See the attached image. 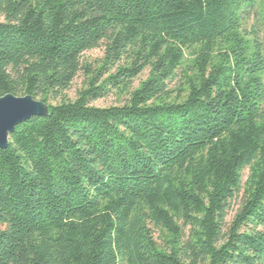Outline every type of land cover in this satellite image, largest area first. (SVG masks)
Instances as JSON below:
<instances>
[{
	"label": "trees",
	"instance_id": "obj_1",
	"mask_svg": "<svg viewBox=\"0 0 264 264\" xmlns=\"http://www.w3.org/2000/svg\"><path fill=\"white\" fill-rule=\"evenodd\" d=\"M258 1L0 0V264H264Z\"/></svg>",
	"mask_w": 264,
	"mask_h": 264
},
{
	"label": "rangeland",
	"instance_id": "obj_2",
	"mask_svg": "<svg viewBox=\"0 0 264 264\" xmlns=\"http://www.w3.org/2000/svg\"><path fill=\"white\" fill-rule=\"evenodd\" d=\"M1 21V19H0ZM245 31L246 35L244 36L247 40H252L254 38L257 39V41L261 42L263 45V54H264V0L258 1L255 10L250 14L246 19V25ZM103 56V49L97 48L92 51L86 52L82 56V61L89 64L90 66H95V63L100 61V59ZM147 73L142 74L139 79L135 82L134 87L138 84V81L144 80L146 78ZM264 80V76H263ZM84 77L82 73H79L77 77L73 80L70 88L66 91L65 95L68 100H74L76 97V93L79 89L83 87ZM125 100V96L117 95L115 93L110 94L106 98L98 99L91 103V106L98 107V108H104L109 106H118L123 103ZM50 104H54L52 102H49ZM248 171H244L243 174V182H245L247 177ZM239 204L238 200H235L232 205L231 209L228 212L227 218H226V224L228 225L230 221L232 220L235 211L237 209V205ZM155 237H157L155 235Z\"/></svg>",
	"mask_w": 264,
	"mask_h": 264
},
{
	"label": "water",
	"instance_id": "obj_3",
	"mask_svg": "<svg viewBox=\"0 0 264 264\" xmlns=\"http://www.w3.org/2000/svg\"><path fill=\"white\" fill-rule=\"evenodd\" d=\"M48 107L30 96L5 95L0 98V149H5L9 135L21 123L32 117H44Z\"/></svg>",
	"mask_w": 264,
	"mask_h": 264
}]
</instances>
